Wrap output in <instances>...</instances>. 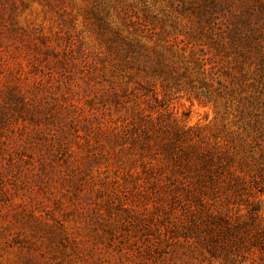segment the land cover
I'll use <instances>...</instances> for the list:
<instances>
[{"label":"rangeland","instance_id":"1","mask_svg":"<svg viewBox=\"0 0 264 264\" xmlns=\"http://www.w3.org/2000/svg\"><path fill=\"white\" fill-rule=\"evenodd\" d=\"M244 1L2 0L0 80L12 74L48 106L42 131L16 113L3 131L0 264H229L221 220L246 207L194 149L228 142L232 175L250 180L239 165L258 155L238 147V102L222 97L249 84L235 30ZM31 41L70 72L44 76L50 55ZM238 260L264 264V251Z\"/></svg>","mask_w":264,"mask_h":264},{"label":"trees","instance_id":"2","mask_svg":"<svg viewBox=\"0 0 264 264\" xmlns=\"http://www.w3.org/2000/svg\"><path fill=\"white\" fill-rule=\"evenodd\" d=\"M244 2L248 9L251 7L252 9L239 18L235 30L240 35L239 46H244L245 48V51L241 54L243 64L239 70L242 72L240 79L243 83H247L246 81L249 80V84L246 89L243 87L242 91L240 89H235L232 92L222 90V97L226 98V104L231 103L228 97L234 98L238 102L235 113L236 121L234 122L237 127L236 142L240 143L238 147L242 150H247L251 159L253 156L258 155L254 159V164L244 161L243 163H248L250 166L242 164V167L239 165V170L245 172L250 177V180L245 181L240 176L232 175L234 172L231 169L236 163L238 153L235 151L236 147L227 144L228 142L224 141L225 148L223 151H220L217 147H207L204 151L202 149H194L197 159L200 160L203 168L207 169L210 175H215L219 179L223 174L230 178L229 181L224 182L226 183V190L229 192V198L233 199V203L246 207V218L244 220L240 221L239 218L235 223L227 219L221 220L223 227L227 231L224 239L227 240V247H229L223 250V258L226 257L225 261L229 264H235L239 261L240 254L243 256L246 251H250L253 248L264 251L263 203L259 199L264 194V34L262 33L264 31V0H245ZM0 4L5 7L2 0H0ZM5 8L0 9V16L5 14ZM0 24L2 25L1 22ZM4 26L2 25V27ZM4 30L3 33L6 36H0L1 41L10 35L8 29ZM1 33L2 31H0ZM31 44L29 47L31 53L37 55L40 52L50 55L49 58L43 59L46 62L43 67H36L37 69H42L41 73L44 76L50 79L53 74L62 76L63 73L70 72V67L72 66L63 58L52 61V52L50 54V46L46 42L42 41L39 44V42L31 41ZM7 60L5 57L2 59L4 63ZM37 60L40 61L38 57ZM244 63H248L251 67L249 75L244 73ZM43 80L42 76L39 80L40 85H42ZM246 92H248V95L242 97ZM38 96V91L31 89L29 86L21 85L12 74L7 73L3 77V82L0 80V104L5 110L0 113V145L4 142L2 139L6 138V135H3V131H5V127L10 125L11 117L15 113L24 122L33 123L36 131L40 132L43 130L40 120L41 116H47L46 109L48 104L43 103L45 98L40 99ZM65 110L68 118H70L72 110L70 107H66ZM58 129L65 130L63 125L59 126ZM22 135L25 134L21 133L20 136ZM22 139L20 138L19 140ZM38 149L42 151L40 148ZM42 156H45V154ZM46 161L43 160V162ZM207 242L215 247L213 241ZM213 247H209L210 252H215L216 249Z\"/></svg>","mask_w":264,"mask_h":264}]
</instances>
